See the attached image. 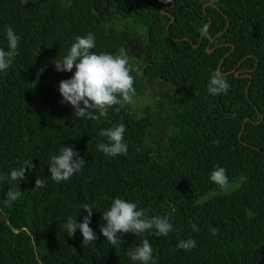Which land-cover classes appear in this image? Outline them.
Wrapping results in <instances>:
<instances>
[{"label":"trees","instance_id":"16d2710c","mask_svg":"<svg viewBox=\"0 0 264 264\" xmlns=\"http://www.w3.org/2000/svg\"><path fill=\"white\" fill-rule=\"evenodd\" d=\"M210 20V38L202 37ZM9 26L21 40L0 73V175L31 167L26 180L0 181V264H133L127 253L144 239L157 264H264V0H0V47ZM89 32L93 51H126L136 90L133 105L99 120L61 103L59 83L72 73L54 64ZM220 63L230 88L211 96L207 82ZM120 123L128 154L107 157L100 131ZM67 145L85 164L56 183L49 159ZM216 166L227 189L209 179ZM12 187L20 196L6 203ZM116 197L148 217L168 216L175 231L110 244L100 227ZM85 206L98 237L87 244L63 227L69 217L82 222ZM189 238L196 247L178 250Z\"/></svg>","mask_w":264,"mask_h":264},{"label":"clouds","instance_id":"9594fccd","mask_svg":"<svg viewBox=\"0 0 264 264\" xmlns=\"http://www.w3.org/2000/svg\"><path fill=\"white\" fill-rule=\"evenodd\" d=\"M165 3L168 0H164ZM202 37L210 38L208 25L200 29ZM6 48L0 47V73L6 72L14 63L19 54L21 37L12 27L5 29ZM96 39L93 33L85 36H77L67 54L62 60L54 61L58 72L72 73L71 77L59 83V92L62 97L61 103L70 105L73 114L78 118L99 120L107 117L108 110L113 106L124 107L134 104V77L131 75L129 59L124 49L118 54L109 52H95ZM75 69V71H73ZM230 85L227 79L218 70L213 71L207 82V92L211 96L226 95ZM119 107L116 109L119 110ZM126 127L124 123L104 128L100 135L107 142L97 145L98 150L107 157L127 156L128 143L124 139ZM137 152L140 148L136 149ZM85 161L74 151L70 145L59 149L58 154L50 157L48 167L52 180L62 183L70 180L75 174L81 172ZM31 167L30 161L26 166L9 169L8 174L0 175V181L19 183L26 180V173ZM209 179L222 189L229 186L226 170L216 166L210 173ZM241 182L246 178L241 176ZM38 179L36 185L41 184ZM20 196L15 187L9 188L5 193V202L12 203ZM88 215L82 222L78 218L69 217L63 227L67 236L74 237L79 231L83 237V244L98 239L90 227L93 211L85 206L83 208ZM253 213L249 210L248 215ZM102 219L106 223L100 227V233L112 245L122 242L124 234L131 233L135 236L149 233L156 237H167L174 232V225L168 216L153 215L148 217L146 210L138 208L135 202L116 197L111 205L102 213ZM193 231H198L196 224H191ZM215 234V229L212 230ZM178 250L191 251L196 247L194 239L180 240L176 245ZM133 264H157L158 253L154 255V249L148 239L131 249L127 253Z\"/></svg>","mask_w":264,"mask_h":264},{"label":"water","instance_id":"95a60500","mask_svg":"<svg viewBox=\"0 0 264 264\" xmlns=\"http://www.w3.org/2000/svg\"><path fill=\"white\" fill-rule=\"evenodd\" d=\"M163 13V12H162ZM173 21V20H172ZM172 22H170L169 23V26H170V24H171ZM210 23H211V20L209 21V23H208V26L210 25ZM168 26V27H169ZM168 27H167V29H168ZM198 46H196V48H197ZM211 50H209V52H210ZM221 67H222V63H220V65H219V67H218V71H220V69H221ZM236 76L237 77H239L238 76V74H236ZM245 77H249L250 78V83H249V85H248V88H247V91L249 90V87H250V85H251V83H252V79H253V77L251 76V75H245ZM248 122V119L245 121V123L243 124V127H242V130H241V133H240V135H239V138H241V134L243 133V131H244V129H245V126H246V123Z\"/></svg>","mask_w":264,"mask_h":264},{"label":"rangeland","instance_id":"374dc122","mask_svg":"<svg viewBox=\"0 0 264 264\" xmlns=\"http://www.w3.org/2000/svg\"><path fill=\"white\" fill-rule=\"evenodd\" d=\"M163 13L166 14V12H164V11H163ZM172 20L174 21V18H173ZM173 21H171V22L173 23ZM218 36H219V35H218ZM201 41H202V40H201ZM195 48H196V46H195ZM239 65H240V64H239ZM230 73H232V72H230ZM239 73H241V71H238L236 74H238V76H239ZM240 139H241V138H240Z\"/></svg>","mask_w":264,"mask_h":264},{"label":"flooded vegetation","instance_id":"af4514ba","mask_svg":"<svg viewBox=\"0 0 264 264\" xmlns=\"http://www.w3.org/2000/svg\"><path fill=\"white\" fill-rule=\"evenodd\" d=\"M243 71H245V70H241V73H244ZM241 73H239V75H241ZM245 75H247V74L245 73L244 76H245Z\"/></svg>","mask_w":264,"mask_h":264},{"label":"bare ground","instance_id":"6f19581e","mask_svg":"<svg viewBox=\"0 0 264 264\" xmlns=\"http://www.w3.org/2000/svg\"><path fill=\"white\" fill-rule=\"evenodd\" d=\"M164 60V59H163Z\"/></svg>","mask_w":264,"mask_h":264}]
</instances>
